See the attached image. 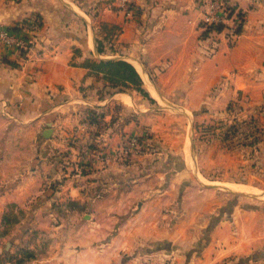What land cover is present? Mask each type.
I'll return each instance as SVG.
<instances>
[{
    "label": "crops",
    "instance_id": "1",
    "mask_svg": "<svg viewBox=\"0 0 264 264\" xmlns=\"http://www.w3.org/2000/svg\"><path fill=\"white\" fill-rule=\"evenodd\" d=\"M133 1L132 18L124 20L119 11L103 16L121 28L118 38L98 51L96 27L87 25L74 0H0L1 25L42 18L29 49L16 51L0 43V221L10 211L31 212V225L56 237V249L36 259L44 264H162L167 259L173 264H264V256L241 263L239 257L249 255L251 244L234 242L241 236L233 233L232 222L220 220L201 242L205 214L196 210L198 217H179L190 210L187 191L178 207L173 188L187 179L197 144L194 129L191 144H154L130 165L112 161L103 166L94 160L91 150L110 151L131 132L144 129L137 114L128 115L130 95L108 91L84 65L91 58H120L136 69L139 63L142 85L152 86V91L145 88L150 99L183 107L190 124L200 129L221 115L230 118L229 102L238 103L241 112L232 116L253 138L242 149L261 168L264 0H231L244 13L241 35L233 44L223 33L217 42L202 39L194 0ZM87 111L95 120L82 123ZM225 142L215 137L209 144ZM159 157L166 160L167 171H154L163 166ZM155 158L156 167L148 163ZM179 163L180 171L174 167ZM165 177L170 183L161 188ZM54 213L63 215L54 220Z\"/></svg>",
    "mask_w": 264,
    "mask_h": 264
},
{
    "label": "rangeland",
    "instance_id": "2",
    "mask_svg": "<svg viewBox=\"0 0 264 264\" xmlns=\"http://www.w3.org/2000/svg\"><path fill=\"white\" fill-rule=\"evenodd\" d=\"M131 1L136 6V3ZM74 2L78 3L80 9L77 7L75 9L84 16L87 25L96 27V34L98 35L96 48H101L104 51L110 42H114L118 38L121 27L114 28L110 25L111 23H106L102 18L108 11L123 12L119 6V0H74ZM123 18L124 20L130 19L125 15ZM25 19L40 20L42 18L40 15H33ZM21 21L16 22L13 26H17ZM147 83L145 86L143 85L144 88L152 91V86ZM106 89L110 91L111 87L107 85ZM120 91V88H116L112 92L114 94ZM122 92L130 95V99H127L129 104L128 115L132 118L137 114L135 120H139L143 125L142 128L146 131L144 132L140 128L129 135L140 137L145 143L147 151H151L154 144H170L174 140L176 144H181L184 140L186 144H191L190 130L194 129L192 133L197 139V144H193L194 147L191 150L192 162L190 161L187 165V179L178 182L173 188L175 192L173 203L177 204L178 207L183 205V194L187 191V206L190 210L178 213L179 217L181 219L198 217L200 214L196 215V210L205 214L203 218H200L201 220L207 219L206 225L200 232L201 242H206L205 240L209 239L210 229L220 220L230 221L232 222L233 233L236 236H241L240 241H237L235 237L234 242L251 244L252 250L249 255L239 257L241 263L248 261V259L256 260L264 256V161L261 168H258L256 163L252 164L250 152L242 149L250 146L253 141V138L247 133L248 128L243 129L241 121L233 117L241 112L242 106L235 102H229L226 110L230 112V118L221 115L223 118L214 119L213 123H208L200 129V124H190L188 117L190 113L183 107L166 101L155 102L150 97H143L135 87H124ZM119 100L114 99L116 102ZM144 104L150 106L146 107ZM111 106L116 109L115 105ZM140 109L145 111L135 113ZM94 120L92 111H87L81 118L82 123H89ZM75 127L77 126L75 125ZM215 137L221 141H226L225 144H209ZM198 139L205 141L204 144H200ZM84 144L86 151L89 143ZM188 158H191L189 154ZM159 159L161 158L159 157ZM159 159L155 158L148 163L155 165L156 160L159 161ZM132 163L134 161L127 165ZM144 164L146 165V163ZM159 164H163V166L155 168L154 171L158 169L167 171L169 168L166 160L161 159ZM139 165H142V162ZM181 165L182 163L175 164L174 167L178 170ZM169 183L170 180L165 177L160 182L159 187L166 188ZM236 183L248 185L254 191L251 190L249 193L238 192L228 186ZM205 203L214 206L211 211L202 208ZM32 215L31 212L10 211L2 216L0 221V264H44L36 259L43 255H50L51 251L56 249L54 246L56 237L54 236L52 239L48 230L32 226L31 219L34 217ZM62 215L54 213L52 218L56 220ZM234 220H239V224L233 223ZM198 245L199 243L195 247L197 251H200L202 245L199 247ZM232 250L231 248L229 252ZM169 261L167 259L162 264Z\"/></svg>",
    "mask_w": 264,
    "mask_h": 264
},
{
    "label": "built area",
    "instance_id": "3",
    "mask_svg": "<svg viewBox=\"0 0 264 264\" xmlns=\"http://www.w3.org/2000/svg\"><path fill=\"white\" fill-rule=\"evenodd\" d=\"M195 8L199 11V28L202 39H213L223 33L229 44L235 43L241 35L244 23L243 11L231 0H194ZM124 15L132 18L136 6L131 0H119ZM41 21L38 19H25L17 25L16 30L0 24V43L16 51L27 50L37 40ZM94 160L106 166L110 162L128 164L147 153L143 140L136 135H129L110 151H90ZM166 264H173L172 261Z\"/></svg>",
    "mask_w": 264,
    "mask_h": 264
},
{
    "label": "trees",
    "instance_id": "4",
    "mask_svg": "<svg viewBox=\"0 0 264 264\" xmlns=\"http://www.w3.org/2000/svg\"><path fill=\"white\" fill-rule=\"evenodd\" d=\"M16 30L17 26H11ZM98 51H102L98 48ZM84 65L89 67L92 73L100 76L106 85L111 88L135 87L142 95L150 97L149 93L142 85V79L134 65L120 58H97L87 59ZM145 144V143H144Z\"/></svg>",
    "mask_w": 264,
    "mask_h": 264
},
{
    "label": "bare ground",
    "instance_id": "5",
    "mask_svg": "<svg viewBox=\"0 0 264 264\" xmlns=\"http://www.w3.org/2000/svg\"><path fill=\"white\" fill-rule=\"evenodd\" d=\"M136 64V67H137V70H139L140 72H142V67H141V65L139 64V63H135ZM142 74V73H141ZM144 74V73H143ZM143 76H145V75H143ZM145 78V77H144ZM148 81V80H147ZM148 84V83H147ZM152 88V87H151ZM226 185V184H225ZM224 185V186H225ZM229 187H231L232 188V190L233 189H235L236 191H240V192H251V190H252V192L254 191L251 187H249L248 185H245V184H238V183H236V184H233V185H228Z\"/></svg>",
    "mask_w": 264,
    "mask_h": 264
},
{
    "label": "water",
    "instance_id": "6",
    "mask_svg": "<svg viewBox=\"0 0 264 264\" xmlns=\"http://www.w3.org/2000/svg\"><path fill=\"white\" fill-rule=\"evenodd\" d=\"M50 131H51L50 128L46 129V132L44 133V136L45 137H49L50 136Z\"/></svg>",
    "mask_w": 264,
    "mask_h": 264
}]
</instances>
